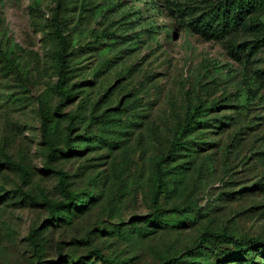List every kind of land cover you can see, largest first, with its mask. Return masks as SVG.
Listing matches in <instances>:
<instances>
[{"label":"rangeland","instance_id":"obj_1","mask_svg":"<svg viewBox=\"0 0 264 264\" xmlns=\"http://www.w3.org/2000/svg\"><path fill=\"white\" fill-rule=\"evenodd\" d=\"M202 7L0 0V264L101 263L95 249L108 264H264V248L199 243L264 239V35L247 18L201 33ZM58 170L74 204L51 215Z\"/></svg>","mask_w":264,"mask_h":264},{"label":"trees","instance_id":"obj_2","mask_svg":"<svg viewBox=\"0 0 264 264\" xmlns=\"http://www.w3.org/2000/svg\"><path fill=\"white\" fill-rule=\"evenodd\" d=\"M203 7L199 12L192 17L191 23L194 29L201 33L208 35L220 34L229 29L236 28L238 25L243 23V20L247 18L249 20L247 29L257 35V39H260L264 35V22L260 19V13L264 9V0H201ZM194 9V7H191ZM191 9V10H192ZM54 37L56 38L57 51L56 61L58 67V80L56 87L63 91L62 86L64 83L63 71L65 61V46L66 39L59 28L58 21H54ZM256 39V40H257ZM198 114V106H195L192 111L188 112L184 118V122L179 126L174 134L170 143L169 152L178 148L182 142L179 139V134L185 132L194 117ZM51 148V147H50ZM51 151H49L50 153ZM5 163L14 167L17 166L13 160L6 158ZM1 164V163H0ZM59 183L67 197L66 200L46 201L49 213L56 214L60 209H69L74 204L72 195L65 186V173L62 170H58ZM158 190V189H156ZM155 190V194L156 191ZM152 216L160 217L163 213L162 210L157 207L156 200L153 204ZM178 212L182 211V208H175ZM220 240L230 245L226 248H233L237 253L243 251H249L251 249H263L264 239H260L253 236H245L242 238L233 237L227 232H217L214 230H204L199 237V243L201 245L207 243V241ZM95 254L102 260L101 263L91 261L89 264H108V259L104 258L103 255L95 249Z\"/></svg>","mask_w":264,"mask_h":264}]
</instances>
